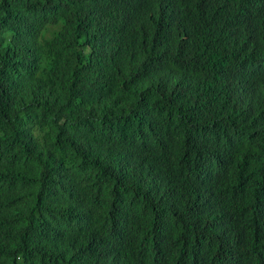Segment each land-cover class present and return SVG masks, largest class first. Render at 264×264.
Segmentation results:
<instances>
[{"label": "trees", "instance_id": "obj_1", "mask_svg": "<svg viewBox=\"0 0 264 264\" xmlns=\"http://www.w3.org/2000/svg\"><path fill=\"white\" fill-rule=\"evenodd\" d=\"M0 264H264V0H0Z\"/></svg>", "mask_w": 264, "mask_h": 264}]
</instances>
